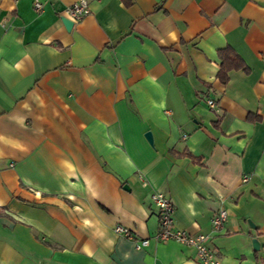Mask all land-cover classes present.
<instances>
[{"label": "crops", "instance_id": "0c3cea01", "mask_svg": "<svg viewBox=\"0 0 264 264\" xmlns=\"http://www.w3.org/2000/svg\"><path fill=\"white\" fill-rule=\"evenodd\" d=\"M75 1L0 0V264H198L153 240V191L221 264H264V0H88L67 30ZM225 47L247 71L222 84Z\"/></svg>", "mask_w": 264, "mask_h": 264}, {"label": "built area", "instance_id": "2783aa9c", "mask_svg": "<svg viewBox=\"0 0 264 264\" xmlns=\"http://www.w3.org/2000/svg\"><path fill=\"white\" fill-rule=\"evenodd\" d=\"M40 2H34L36 10L41 9ZM90 13L88 0H77L64 9V15L73 23L80 21L84 16ZM63 15V16H64ZM208 107L216 111L217 105L212 99H206ZM248 179L247 176L242 178L243 181ZM152 202L158 209L159 222L158 231L153 236L155 242H167L170 240L190 246L195 251L194 259L198 264H221L217 250L210 244L211 235L206 233L191 234L183 229L175 227L173 212L174 205L171 199L161 191H153L150 195ZM227 210L219 208L211 218L213 230L220 229L227 219ZM113 231L127 239L133 240L136 249H141L149 244V239H135L132 232L126 227L117 224Z\"/></svg>", "mask_w": 264, "mask_h": 264}, {"label": "trees", "instance_id": "16d2710c", "mask_svg": "<svg viewBox=\"0 0 264 264\" xmlns=\"http://www.w3.org/2000/svg\"><path fill=\"white\" fill-rule=\"evenodd\" d=\"M123 3L128 5L129 1L123 0ZM218 58L220 59V65L217 72V77L222 84H225L228 81V72L230 70L243 69L247 71L243 61L230 47H225L218 50ZM255 119L258 118H254V120Z\"/></svg>", "mask_w": 264, "mask_h": 264}, {"label": "water", "instance_id": "95a60500", "mask_svg": "<svg viewBox=\"0 0 264 264\" xmlns=\"http://www.w3.org/2000/svg\"><path fill=\"white\" fill-rule=\"evenodd\" d=\"M61 21H62L63 25L65 26V28L67 30H70L71 27L73 26V22L70 19H68L67 17H65V16H61ZM145 137L151 143V141H152L151 133L150 132H146L145 133ZM249 224H250V222H249ZM251 244H252V248L255 249V250H257L259 248V243H258V241L255 238H253L251 240Z\"/></svg>", "mask_w": 264, "mask_h": 264}]
</instances>
